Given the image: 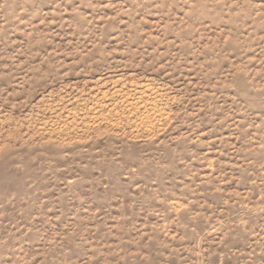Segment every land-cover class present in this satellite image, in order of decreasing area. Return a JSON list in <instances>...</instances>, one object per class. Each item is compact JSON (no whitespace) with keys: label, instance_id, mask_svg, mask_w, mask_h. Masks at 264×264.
Returning <instances> with one entry per match:
<instances>
[{"label":"rangeland","instance_id":"obj_1","mask_svg":"<svg viewBox=\"0 0 264 264\" xmlns=\"http://www.w3.org/2000/svg\"><path fill=\"white\" fill-rule=\"evenodd\" d=\"M0 264H264V0H0Z\"/></svg>","mask_w":264,"mask_h":264}]
</instances>
